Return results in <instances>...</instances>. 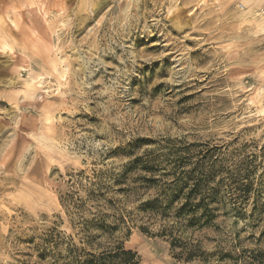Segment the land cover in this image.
<instances>
[{
    "label": "rangeland",
    "instance_id": "374dc122",
    "mask_svg": "<svg viewBox=\"0 0 264 264\" xmlns=\"http://www.w3.org/2000/svg\"><path fill=\"white\" fill-rule=\"evenodd\" d=\"M119 248L264 264V0H0V264Z\"/></svg>",
    "mask_w": 264,
    "mask_h": 264
},
{
    "label": "trees",
    "instance_id": "16d2710c",
    "mask_svg": "<svg viewBox=\"0 0 264 264\" xmlns=\"http://www.w3.org/2000/svg\"><path fill=\"white\" fill-rule=\"evenodd\" d=\"M114 261H120V264H138L136 261V255L132 252H127L123 248H119V252L115 254L103 255L99 258L90 256L82 264H114Z\"/></svg>",
    "mask_w": 264,
    "mask_h": 264
}]
</instances>
